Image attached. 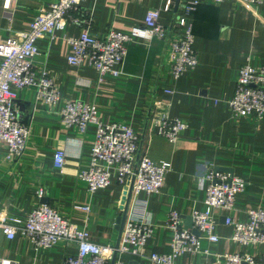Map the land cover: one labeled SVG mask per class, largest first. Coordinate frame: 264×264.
Masks as SVG:
<instances>
[{
    "label": "crops",
    "instance_id": "1",
    "mask_svg": "<svg viewBox=\"0 0 264 264\" xmlns=\"http://www.w3.org/2000/svg\"><path fill=\"white\" fill-rule=\"evenodd\" d=\"M56 2L0 0V42L27 31L36 16ZM163 6L164 0H85L75 16L83 21L92 15V34L104 37L110 28L129 34L144 24L151 9ZM181 10V1L177 5L175 0L172 12L160 14L164 25L173 26L172 38ZM191 22L198 65L178 80L171 76L168 40L131 43L125 64L118 67L121 75H108L103 83H98V73L88 64L68 63L71 46L65 37H80L84 25L70 23L53 40L46 37L37 42L40 55L36 69L46 66L59 86L61 100L51 107L38 100L33 89L13 88L23 121L29 118L31 137L26 152L15 162L7 159L8 147L0 141V214L26 220L39 205H50L80 229H86L95 243L116 246L121 237L117 220L124 211V187L115 178L106 189L88 192V184L79 174L91 166L96 126L81 134L62 123L65 103L82 100L96 105L104 123L131 127L141 136L140 155L147 154L170 168L160 193L131 196L127 218H149L154 231L145 256L125 255L126 260L152 264L147 256L171 251L174 234L167 226L169 214L178 211L186 225V218L194 211L205 210L204 177L212 166L243 178L247 189L237 195L233 210L217 212L220 241L202 239V249L208 253L186 254L175 264L216 263L217 256L225 253L262 255V245L234 242V228L225 221L232 217L247 223L249 210L264 209V118L235 117L229 106L241 67L248 62L255 67L264 64V5L203 0ZM20 103L30 104L22 110ZM164 110L171 119L189 126L174 144L157 134L153 121ZM59 150L66 155L61 169L54 164ZM39 189L44 190L42 199L37 197ZM86 203L91 206L87 219L74 212L75 205ZM76 254L75 245L63 242L35 251L31 241L21 235L13 240L0 238V257L18 264H62L65 257Z\"/></svg>",
    "mask_w": 264,
    "mask_h": 264
},
{
    "label": "built area",
    "instance_id": "2",
    "mask_svg": "<svg viewBox=\"0 0 264 264\" xmlns=\"http://www.w3.org/2000/svg\"><path fill=\"white\" fill-rule=\"evenodd\" d=\"M181 14L175 24L176 35L170 37L173 26L160 21L161 11L172 12L175 0H164L160 9H151L143 25L136 26L129 34L110 28L104 37L92 34L93 17L88 15L81 21L75 16L82 9L85 0H58L49 9L42 10L30 23L29 29L13 35L6 43L0 42V141L8 147L7 159L15 162L27 150L31 137V127L23 121L19 112L13 88L33 89L38 100L55 107L61 100L59 86L50 72L43 66L36 69L40 55L37 42L43 38L53 40L58 31L68 24L84 25L80 37L65 39L71 46L68 63L72 66L88 64L98 73V83L106 81L108 75L117 77L122 71L129 54V45L137 40L150 42L153 39L169 41V60L171 76L178 80L188 70L198 65V54L194 49L192 16L203 0H180ZM222 3L230 0H212ZM247 6L264 5V0H236ZM229 106L235 117L264 118V64L255 67L250 62L244 64L239 72L234 97ZM62 123L66 128H76L85 134L91 125L96 126V138L91 153V166L82 171L79 178L88 184V192L94 194L106 189L113 179L128 191L133 183L132 196L141 193L152 195L160 193L166 174L170 171L167 163L156 162L147 154L141 153V136L131 127L122 124H106L99 115L94 103L82 100L67 101L61 112ZM157 134L170 143L180 140L188 125L181 120L171 119L164 111L154 120ZM54 164L61 169L66 164L65 152L59 150ZM206 181L205 210L194 211L192 229L185 228V217L178 211H171L167 226L173 231L169 253H152L147 256L152 264H175L178 257L191 254L208 253L202 249V239L211 243L220 241L216 234L217 212L231 211L235 207L237 195L244 193L248 183L243 178L210 167L204 177ZM37 197H44L39 189ZM141 206L144 205L139 203ZM146 206V205H145ZM74 212L88 217L90 203L75 205ZM249 221L239 223L226 217V224L234 228L232 240L242 245H262L264 247V209L249 210ZM154 227L149 218H127L118 248L101 246L92 240L86 229H80L69 218L64 217L57 208L41 204L26 220L11 219L0 214V238L13 240L17 235L28 238L35 251L50 248L60 242L75 245L77 254L67 256L62 264H111L117 253L115 264H133L124 258L131 255L142 257L147 241ZM0 264H18L14 260L1 258ZM203 264H264L262 255L244 253H225L216 258V263Z\"/></svg>",
    "mask_w": 264,
    "mask_h": 264
},
{
    "label": "water",
    "instance_id": "3",
    "mask_svg": "<svg viewBox=\"0 0 264 264\" xmlns=\"http://www.w3.org/2000/svg\"><path fill=\"white\" fill-rule=\"evenodd\" d=\"M179 3H180V0H177V5H179ZM29 104L30 103H26V104H21L20 103V107L23 110L25 108L24 106L29 105ZM28 120H29V118L26 117L24 122L28 123ZM132 188H133V183L131 184V187H130V189L128 191H124L125 192V198H124V205L125 206L123 207L124 211H123V214L117 220V229L119 230L121 235H122V231H123L126 219H127V213H128L129 205L131 203ZM192 227H193V218L192 217L186 218L185 228L186 229H192ZM192 231H193L194 234L200 236L199 231H197L195 229H192ZM120 241H121V237H119V240H118L115 248H118V246L120 244ZM116 258H117V253H115V255L113 256L111 264H115Z\"/></svg>",
    "mask_w": 264,
    "mask_h": 264
}]
</instances>
